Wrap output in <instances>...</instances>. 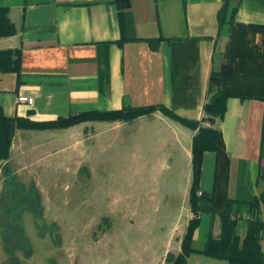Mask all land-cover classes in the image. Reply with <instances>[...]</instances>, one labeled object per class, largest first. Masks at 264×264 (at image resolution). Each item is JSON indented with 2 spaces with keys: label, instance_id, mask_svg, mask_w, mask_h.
Listing matches in <instances>:
<instances>
[{
  "label": "crops",
  "instance_id": "0c3cea01",
  "mask_svg": "<svg viewBox=\"0 0 264 264\" xmlns=\"http://www.w3.org/2000/svg\"><path fill=\"white\" fill-rule=\"evenodd\" d=\"M127 2L124 11L128 21L124 22L114 0H0V8L6 9L15 28L14 34L0 37V49H20L18 76L0 72L3 113L45 121L88 110L162 105L184 118L200 120L208 74L221 62L220 58L214 62L213 40L222 0ZM232 4H237L235 21L263 22L264 0H231ZM219 34L225 37L226 28L222 27ZM147 39H159L155 50L149 48ZM18 95L31 98V104L16 103ZM139 122L146 123L150 136L157 139L153 151L156 160H173L174 168L183 165L189 173V189L195 130L157 110L129 123L86 121L61 129H16L7 164L14 153L42 157L58 152L61 160L68 159L74 145L110 128ZM214 126L220 130L223 153L218 163L212 151L201 155L199 224L191 240L195 250L204 249L208 235H216L219 230L217 217L203 211L215 182L223 196L232 200L230 218L235 220L237 235L244 234L248 220L256 216L264 220L261 204L257 208L252 205L264 188V99L229 97L222 119H215ZM36 133L42 134L36 137ZM51 141L58 142V147L48 148ZM144 166L155 171L170 169L165 162ZM179 240L171 253L179 252ZM259 245L264 257V223ZM166 252L151 264H165ZM186 264L226 261L193 252L186 257Z\"/></svg>",
  "mask_w": 264,
  "mask_h": 264
},
{
  "label": "rangeland",
  "instance_id": "374dc122",
  "mask_svg": "<svg viewBox=\"0 0 264 264\" xmlns=\"http://www.w3.org/2000/svg\"><path fill=\"white\" fill-rule=\"evenodd\" d=\"M146 127L102 131L68 159L12 154L0 171V264H151L174 252L192 215L189 173L170 159L146 169L164 163Z\"/></svg>",
  "mask_w": 264,
  "mask_h": 264
},
{
  "label": "trees",
  "instance_id": "16d2710c",
  "mask_svg": "<svg viewBox=\"0 0 264 264\" xmlns=\"http://www.w3.org/2000/svg\"><path fill=\"white\" fill-rule=\"evenodd\" d=\"M121 21H128L127 0H114ZM231 0H222L217 10V34L213 40V52L221 59L219 68L212 69L207 78L205 102L202 106L203 117L200 120L187 119L162 105L140 107L122 106L117 110H88L57 116L52 120L33 121L22 117L6 116L0 108V171L8 174L7 159L11 141L16 129H61L86 121H121L129 123L142 115L159 111L164 116L195 130L191 138V181L188 189V206L191 217L187 220L184 232L179 240V252H166L165 264H186V257L193 252L210 258L221 259L226 264H264V257L259 245V231L264 220L256 216L247 221L244 234L235 233V220L230 218L232 200L223 196L216 182L208 205L203 211L217 217L219 230L216 235H208L206 246L202 250L191 247L193 231L199 224L200 208L198 206V181L201 155L204 151H212L218 163L223 153L221 133L214 126L215 119L221 120L225 111V103L229 97L239 100L264 99V20L261 24H244L234 20L237 4L230 5ZM128 24V23H127ZM226 28V36H220V29ZM15 33L13 24L7 18V11L0 8V37ZM123 36L127 35L123 27ZM132 38V37H131ZM126 39V38H123ZM222 40V41H221ZM159 39H147L151 50L157 48ZM223 42L222 50L219 44ZM219 49V50H218ZM20 63L19 48L0 49V72H13L18 76ZM19 83L18 77L16 79ZM206 123V124H202ZM261 204L264 213V188L253 200L257 208Z\"/></svg>",
  "mask_w": 264,
  "mask_h": 264
},
{
  "label": "built area",
  "instance_id": "2783aa9c",
  "mask_svg": "<svg viewBox=\"0 0 264 264\" xmlns=\"http://www.w3.org/2000/svg\"><path fill=\"white\" fill-rule=\"evenodd\" d=\"M16 103H24V104H31L32 100L29 97L18 95L15 98ZM197 194H199V191H197ZM199 216V214H197Z\"/></svg>",
  "mask_w": 264,
  "mask_h": 264
}]
</instances>
